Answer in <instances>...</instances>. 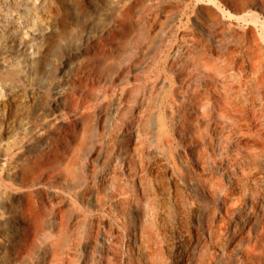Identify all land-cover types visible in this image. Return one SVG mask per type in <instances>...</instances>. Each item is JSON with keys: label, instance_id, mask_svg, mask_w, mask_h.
Instances as JSON below:
<instances>
[{"label": "bare ground", "instance_id": "1", "mask_svg": "<svg viewBox=\"0 0 264 264\" xmlns=\"http://www.w3.org/2000/svg\"><path fill=\"white\" fill-rule=\"evenodd\" d=\"M45 1L13 0L2 15L5 40L19 55L14 80L1 85L14 102L10 117H18L26 94L34 98L41 84L30 52L39 43L41 30L34 27L40 20L38 10L48 8ZM169 1L126 3L117 11V31L103 42L89 43L75 59L68 53L63 60L66 81L49 88V105L31 121V130H36L27 138L26 148L33 155L14 165L15 180L25 184L20 192L24 198L20 219L26 225L3 231L0 264H116L124 257L115 248L130 247L132 242L147 252L155 251L168 227L171 231L173 227L171 204L154 187L170 192L161 172L167 170L162 162L168 150L166 132L171 128L167 122L180 117L193 121L182 127L192 130L186 149L195 163L206 164L216 154L215 147L230 158L221 163L228 185L212 179L201 188L214 200L232 202L227 211L250 220L242 224L217 220L208 206L200 204L180 208L182 213L213 217L210 230H221L214 238L227 235L230 225L240 236L241 227L258 225L264 236V110L258 103L264 94V35L254 27L236 31L222 25L220 34L202 39L182 28V22L177 26L160 18L161 4ZM175 28L179 29L173 40ZM76 60H82L80 68L70 72ZM166 68L177 69L179 75L173 80L178 79V86L166 82ZM4 131L11 133L10 123ZM199 138L202 148L195 144ZM8 149L4 147L6 155ZM170 151L169 159L176 164ZM144 153L153 158L152 168L148 169ZM120 166L126 171L123 178L118 174ZM178 190L177 186L174 192ZM10 195L0 187L3 221L5 198ZM46 206L55 208L60 217H43ZM92 206L107 208L108 216L93 213ZM38 231L45 239L35 245ZM257 248L256 255L264 263V245Z\"/></svg>", "mask_w": 264, "mask_h": 264}, {"label": "rangeland", "instance_id": "2", "mask_svg": "<svg viewBox=\"0 0 264 264\" xmlns=\"http://www.w3.org/2000/svg\"><path fill=\"white\" fill-rule=\"evenodd\" d=\"M12 2L13 0H0V187L11 192V195L5 198L6 206L2 210L6 217L4 221L0 219V241L3 240L5 229L11 231L26 225L20 219V210L24 206V198L21 197L20 192L25 188V184L15 180V174L18 171L15 173L14 165L20 166L33 155L26 148L27 138L36 130V128L31 130V121L33 118L41 117L43 110L49 105V88L56 83L66 81L67 76L64 72L63 60L69 56L68 53H71L70 57L75 59L77 55L84 53L89 43L103 42L109 37V33L117 31V11L133 0L45 1L48 10L45 8L38 10L40 20L34 27L36 31L37 29L41 30L39 43L30 52L35 63V69L41 76V84L38 86L34 98L30 94H26L24 97L25 104L19 110L18 117L9 116L10 110L15 108L14 102L1 89L2 84L14 80L12 76L18 70L19 55L16 48L5 40L7 36L3 30L2 15L10 9ZM161 5L164 7L159 9L162 20L171 19L177 26L182 22V28L197 34L202 39L216 35V33L220 34L221 31L218 28L223 27L222 25L225 26V29L226 27H233L236 31L254 27L257 34L264 35V0H212L211 2L205 0H170ZM167 5L172 7H167ZM214 23H218V27L212 25ZM223 28L221 30H224ZM178 29L175 28L172 31L173 40L177 38ZM106 47L109 48L108 45ZM112 51L118 52L120 50L113 48ZM28 57L30 58V56H26L27 59H29ZM169 58L172 59V55H169ZM81 62L82 60H76L70 72L80 68ZM178 75L177 69L169 70L166 68V82L169 83L170 81L178 86L180 84L178 79L173 80V77ZM129 81L133 83V79L130 78ZM258 103L264 110V94L261 95V101ZM178 104H183V102H178ZM50 108L53 111L56 110L54 104H50ZM7 123H10L12 127L10 134L4 131ZM167 123L171 125V128L169 127L170 131L166 132L168 134L166 136L168 150H166V156L162 160L163 164L167 166V170L161 169V172L166 174L169 186L167 187L170 192H165L163 188H156V186L154 188L159 197H165L169 200L174 211V215L171 216L172 231L170 230L171 226L168 227L161 245L155 246L156 250L152 252L139 248V245H135L133 242L130 247L126 245L116 247L115 251L124 257V260L116 264H264L256 255L258 253L257 247L264 245L261 240L264 236H261L258 225L251 228L248 226L241 227V236L237 232L238 230L230 225L226 228L227 235L214 238L221 230L216 227L213 231L210 230L209 223L213 217L198 213L197 215L192 211L188 214L182 213L184 211L181 209L185 206L191 207L200 204L208 206L211 215H214L217 220L223 218L225 221L229 220L239 224L245 220H250V218L238 217L233 211H227L226 206H231L232 202L223 204L222 201H219L220 198L215 199V201L200 186V184L204 185L211 182L212 179L228 185L225 168L223 166L221 168V163L225 164V160H230V158H227L226 154H222L219 148L215 147L216 154L208 158L207 163L202 166L203 168L200 167L195 163V157H192L191 152L187 154L186 147L190 146L192 130L182 127L193 123V121L180 117L169 119ZM14 138L17 139V142L13 141ZM186 142L187 144H185ZM202 142L203 139L199 138L195 144L202 148ZM154 143L152 142L151 146H154ZM6 146L9 147L7 155L4 153ZM170 150L174 153L176 164L169 159ZM71 151L70 149L68 156L71 155ZM154 151L157 153L158 150L154 149ZM183 152L187 158L184 157ZM144 155L148 169L149 167L152 168L150 163L153 162V158L150 154L144 153ZM81 159L84 161L85 157L82 156ZM230 163L229 166L233 167L232 161ZM99 165L98 162V168ZM234 165H239V162L234 163ZM86 172L90 173L91 168L86 167ZM147 172L150 173V170ZM102 174L103 171L101 170L99 175ZM118 174L121 178L126 174L123 166L118 168ZM154 175L155 173L152 171L150 176L154 177ZM99 180L105 183V179L100 178ZM63 181L64 179H62ZM177 186L181 189V191L178 190L180 192H174ZM59 188L65 189L64 186H59ZM175 194H179L178 198ZM74 201L83 206L81 201L77 199ZM54 209L46 206L41 215L43 217L47 215L49 218L54 215L60 217V213ZM91 209L93 213H101L106 217L109 214L107 208L95 209L92 206ZM57 234L54 233V236ZM33 238L35 245L42 244L45 239L39 231L35 232Z\"/></svg>", "mask_w": 264, "mask_h": 264}]
</instances>
